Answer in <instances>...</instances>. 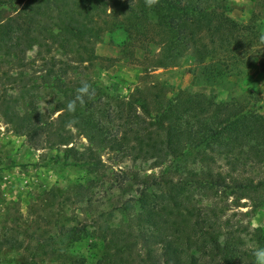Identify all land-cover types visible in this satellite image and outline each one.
Segmentation results:
<instances>
[{
  "label": "trees",
  "instance_id": "1",
  "mask_svg": "<svg viewBox=\"0 0 264 264\" xmlns=\"http://www.w3.org/2000/svg\"><path fill=\"white\" fill-rule=\"evenodd\" d=\"M233 10L227 0H156L151 7L147 0H0V119L32 148L59 149L55 164H79L96 182L132 193L124 232L113 229L108 243L120 260L254 264L253 249L264 247V229L244 224L264 211L259 96L217 102L184 90L169 96L154 83L116 98L86 67L108 61L95 47L117 30L125 34L122 51L148 54L153 71L184 57L226 72L250 66L259 36L233 21ZM153 46L158 53L150 56ZM43 90L54 94L46 112L39 109ZM73 132L87 142L81 150ZM102 152L129 168L107 175ZM245 203L249 210L228 216Z\"/></svg>",
  "mask_w": 264,
  "mask_h": 264
},
{
  "label": "rangeland",
  "instance_id": "2",
  "mask_svg": "<svg viewBox=\"0 0 264 264\" xmlns=\"http://www.w3.org/2000/svg\"><path fill=\"white\" fill-rule=\"evenodd\" d=\"M227 2L234 5L228 16L250 26L259 36L250 66L226 72L215 62L195 66L192 58L184 57L174 66L153 71L147 66L148 54L135 48L131 49L132 57L122 51L125 34L117 30L105 32L95 47L97 56L108 61L91 67L85 64L87 74L116 98L154 83L165 86L169 96L184 90L211 96L217 102L246 103L249 94L255 93L264 113V0ZM35 52L30 51L28 59ZM157 53L158 49L151 47L150 56ZM53 100V92L41 91L40 111L46 112ZM73 133L74 146L81 150L87 142ZM59 154V149L32 148L25 137L17 136L0 119V264H151L136 256L120 260L109 251L112 230L125 227L129 211L123 209L124 202L132 193L112 189L108 182H96V176L79 164H55L53 158ZM101 155L107 175L129 168L128 162L120 163L106 152ZM245 205L228 216L246 212L250 204ZM244 224L251 230L264 229V211L244 218ZM244 240L253 246L248 237Z\"/></svg>",
  "mask_w": 264,
  "mask_h": 264
},
{
  "label": "clouds",
  "instance_id": "3",
  "mask_svg": "<svg viewBox=\"0 0 264 264\" xmlns=\"http://www.w3.org/2000/svg\"><path fill=\"white\" fill-rule=\"evenodd\" d=\"M156 3V0H147V5L151 7L153 4ZM88 85L84 84L80 87L77 91L80 95L77 96V99L82 102L83 95L88 93ZM69 110H74L75 108V101L69 102L68 104ZM253 257H254V264H264V247L257 246L253 249Z\"/></svg>",
  "mask_w": 264,
  "mask_h": 264
}]
</instances>
